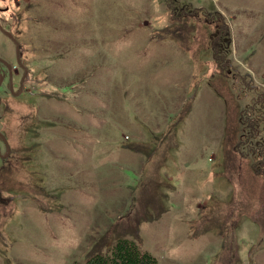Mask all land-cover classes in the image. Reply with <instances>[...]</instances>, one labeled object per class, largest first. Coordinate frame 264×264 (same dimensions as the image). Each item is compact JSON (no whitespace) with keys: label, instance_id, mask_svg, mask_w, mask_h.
<instances>
[{"label":"rangeland","instance_id":"obj_1","mask_svg":"<svg viewBox=\"0 0 264 264\" xmlns=\"http://www.w3.org/2000/svg\"><path fill=\"white\" fill-rule=\"evenodd\" d=\"M118 238L264 264V0H0V264Z\"/></svg>","mask_w":264,"mask_h":264},{"label":"trees","instance_id":"obj_2","mask_svg":"<svg viewBox=\"0 0 264 264\" xmlns=\"http://www.w3.org/2000/svg\"><path fill=\"white\" fill-rule=\"evenodd\" d=\"M81 264H158V260L132 239L118 238L107 252L95 253Z\"/></svg>","mask_w":264,"mask_h":264},{"label":"water","instance_id":"obj_3","mask_svg":"<svg viewBox=\"0 0 264 264\" xmlns=\"http://www.w3.org/2000/svg\"><path fill=\"white\" fill-rule=\"evenodd\" d=\"M6 34H7L10 38H12V36H11L9 33L6 32Z\"/></svg>","mask_w":264,"mask_h":264}]
</instances>
